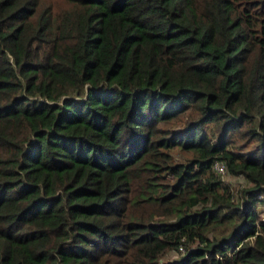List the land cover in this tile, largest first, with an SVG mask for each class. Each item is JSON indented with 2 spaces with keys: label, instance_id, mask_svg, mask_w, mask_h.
Returning <instances> with one entry per match:
<instances>
[{
  "label": "trees",
  "instance_id": "obj_1",
  "mask_svg": "<svg viewBox=\"0 0 264 264\" xmlns=\"http://www.w3.org/2000/svg\"><path fill=\"white\" fill-rule=\"evenodd\" d=\"M65 1L0 0V264H264V0Z\"/></svg>",
  "mask_w": 264,
  "mask_h": 264
},
{
  "label": "rangeland",
  "instance_id": "obj_2",
  "mask_svg": "<svg viewBox=\"0 0 264 264\" xmlns=\"http://www.w3.org/2000/svg\"><path fill=\"white\" fill-rule=\"evenodd\" d=\"M52 2H53L54 10L58 9L61 6H66L67 5L65 0H52ZM223 173H221V174H223ZM225 179L228 182H230L233 186H239V184H241L243 182L241 178L232 177V176H229V175H226ZM261 214H262V216H264V211H261Z\"/></svg>",
  "mask_w": 264,
  "mask_h": 264
},
{
  "label": "built area",
  "instance_id": "obj_3",
  "mask_svg": "<svg viewBox=\"0 0 264 264\" xmlns=\"http://www.w3.org/2000/svg\"><path fill=\"white\" fill-rule=\"evenodd\" d=\"M214 167L219 173H223L225 171L224 165L221 162H216Z\"/></svg>",
  "mask_w": 264,
  "mask_h": 264
}]
</instances>
